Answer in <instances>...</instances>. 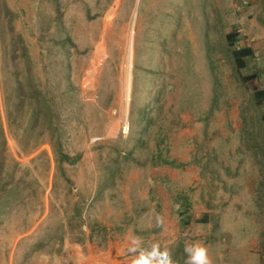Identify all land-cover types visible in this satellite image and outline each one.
I'll return each mask as SVG.
<instances>
[{"label":"rangeland","instance_id":"obj_1","mask_svg":"<svg viewBox=\"0 0 264 264\" xmlns=\"http://www.w3.org/2000/svg\"><path fill=\"white\" fill-rule=\"evenodd\" d=\"M257 3L0 0V153L27 191L0 225V264L50 263L59 227L72 243L85 227L90 258L106 252L107 264H133L137 237L173 264L191 244L211 264H264V105L245 80L255 61L237 68L241 43L227 40L244 19L239 42L263 25Z\"/></svg>","mask_w":264,"mask_h":264},{"label":"trees","instance_id":"obj_2","mask_svg":"<svg viewBox=\"0 0 264 264\" xmlns=\"http://www.w3.org/2000/svg\"><path fill=\"white\" fill-rule=\"evenodd\" d=\"M246 3L247 2H245V4ZM246 5H248V4H246ZM0 37L2 38V40L4 42L5 33L2 32ZM239 37L240 36H239V32L238 31H233L230 34H228L227 35V40L229 41V46L234 48L238 44ZM16 38H17V40H18V42L20 44H24L23 39L19 38V35ZM14 41H15V39H14V37H12V46L15 45ZM25 48L26 47H24V50H26ZM11 52L14 53V50H12ZM6 54H7V50L3 49V57L4 58H6ZM233 56H234L235 62L237 64V68L243 69V68L247 67V65H248L247 60L253 56V52L249 48H239V49H235L233 51ZM13 59L15 60V56L13 57ZM19 73H20V71H17L14 74V76H16V78L18 80L17 83H18L19 90L22 91V90H24V86L22 85V82L19 79ZM25 74H27V73H25ZM27 80L30 83L32 82L29 78ZM245 80H246V82H250V81L255 82V85L252 86L253 89H254V97L257 100V103L259 105H264V90L261 89L262 87H260L261 83L259 81L258 75L257 74H253L251 76H248ZM20 104H21V100L19 101V103H17V108L15 110L17 115L20 112ZM52 112H53L52 105L50 107H49V105H48V107L46 106L45 109L39 107L38 109L34 110L33 111V114H34L33 121H31L30 124H29V125L32 124L31 125L32 126L31 129H35L36 123L39 120V116L42 113H43V115L47 116V115H49ZM262 120L264 121V111H263V115H262ZM57 129H58V132L60 133V129L59 128H57ZM3 132H4V129H3L2 125L0 124V138L4 140V138L2 137L3 136ZM54 135H55V132H54ZM60 136L61 135H55L54 136V140H55V145L54 146H55L56 149L62 150ZM4 152L5 151L0 153V225H2V223H3L4 219H5V215H6L7 210L11 209L12 201L18 202V201L23 200L24 196L27 193V191L25 192V190H26V187H25V175L26 174H24L25 170H22L23 174H21L19 178H17L14 173H12L9 176L7 175V177H4V174L6 173L5 172L6 171V167L4 165L5 157L4 156L2 157V155H4ZM67 159L68 158H66V160ZM160 159L162 160L161 157H160ZM9 160L11 162V159L7 158V156H6V162H8ZM124 160H129V157L125 156ZM163 162L166 163V164L175 165L174 163H167L168 161H166V160H164ZM12 166L14 168V170L12 172H14L18 165L13 162ZM6 187H8L10 189L7 191ZM180 202H181V210H179V212H180L179 214H181L183 217L185 216V218L183 219V225L184 226H190V224H191V218L189 216L190 204H188V202H185V201L184 202L180 201ZM207 218L208 217L203 218V219L197 221V223H207L208 222ZM176 264H180V260L179 259L176 261Z\"/></svg>","mask_w":264,"mask_h":264},{"label":"crops","instance_id":"obj_3","mask_svg":"<svg viewBox=\"0 0 264 264\" xmlns=\"http://www.w3.org/2000/svg\"><path fill=\"white\" fill-rule=\"evenodd\" d=\"M262 1V0H261ZM258 6H254V11L255 13L258 15V21L260 20L263 25L261 26L260 23L255 24L254 22H252V25L249 26L251 27V34H253V36L250 37H243V39L241 38V42L238 41V43H241V47L240 48H249L252 50L253 52V56L249 59H252L255 61V64L257 66V75L259 78V81L261 83V89L264 90V4H259L257 3ZM235 12H236V6L234 7ZM250 13V12H249ZM248 13V15H249ZM244 15H246V13H243ZM251 15V13H250ZM241 28L243 30H241L242 32H246V28L247 26V19H244L243 21H241ZM238 30V29H237ZM241 31L238 30L239 32V36L242 37L241 35ZM263 83V84H262ZM46 218V215H44L41 220H39L36 225L32 228H30L28 231H25L26 235L28 237H31L33 235L36 234V232H38V230H40L41 228V224L44 221V219ZM60 228H64L65 231L60 230ZM55 231L58 230L59 232H63V238L59 236V238L56 237L55 242H54V252L53 257L51 258V262L49 263V259H47V257L45 256L42 260V262H38L36 264H107L106 263V252L100 254L98 257L94 256V259L90 258V254H91V250L89 247V242H90V236H88L87 239H85L84 235V231H87V229L85 227L80 228V232L75 231L76 233V238L74 240V242H71L70 236H67L66 233L68 231H66V227H59V229L54 228ZM83 231V232H82ZM68 239V241H67ZM21 240V239H20ZM87 248L88 249V253L87 255H84V249ZM75 251L74 254V258L70 259L68 258V254H67V250H72ZM106 250V249H105ZM70 257V256H69ZM15 258L12 256L10 258L9 264H14ZM49 260V261H48ZM93 261V262H92Z\"/></svg>","mask_w":264,"mask_h":264},{"label":"clouds","instance_id":"obj_4","mask_svg":"<svg viewBox=\"0 0 264 264\" xmlns=\"http://www.w3.org/2000/svg\"><path fill=\"white\" fill-rule=\"evenodd\" d=\"M131 245L128 249L130 253L139 252L138 256L133 259V264H173L169 252L167 250L161 251L158 244H153L150 250L143 249L141 248V240L137 237L131 240ZM184 251L187 254L185 264H211L207 249L199 244L187 245Z\"/></svg>","mask_w":264,"mask_h":264}]
</instances>
